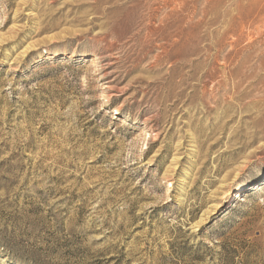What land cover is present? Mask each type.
<instances>
[{
  "label": "rangeland",
  "instance_id": "obj_1",
  "mask_svg": "<svg viewBox=\"0 0 264 264\" xmlns=\"http://www.w3.org/2000/svg\"><path fill=\"white\" fill-rule=\"evenodd\" d=\"M262 1L0 0V264H264Z\"/></svg>",
  "mask_w": 264,
  "mask_h": 264
},
{
  "label": "bare ground",
  "instance_id": "obj_2",
  "mask_svg": "<svg viewBox=\"0 0 264 264\" xmlns=\"http://www.w3.org/2000/svg\"><path fill=\"white\" fill-rule=\"evenodd\" d=\"M255 1V0H254ZM261 1V0H260ZM251 2V1H250ZM262 2H264V0L262 1ZM252 3V2H251ZM133 4V3H132ZM152 4V3H151ZM249 4V3H248ZM260 4V3H259ZM257 5V4H256ZM255 5V6H256ZM262 5V4H261ZM261 5H259V6H261ZM239 7H241V6H239ZM247 7H249V5L247 6ZM247 9V8H246ZM259 9V8H258ZM258 9H257V11H258ZM262 9V8H261ZM248 11V10H247ZM243 12V11H242ZM249 14V13H248ZM243 15V14H242ZM248 16V15H247ZM252 16V15H251ZM138 17V16H137ZM253 17H254V14H253ZM248 18V17H247ZM250 18V17H249ZM133 20V19H132ZM241 20H242V18H241ZM245 20V19H244ZM249 20H251V19H249ZM248 21V20H247ZM253 21H254V19H253ZM239 22V21H238ZM257 22V21H256ZM252 23V22H251ZM247 24H249V23H247ZM128 25V24H127ZM240 25V24H239ZM245 25V24H244ZM247 26V25H246ZM242 27V26H241ZM248 28V27H247ZM237 30V29H236Z\"/></svg>",
  "mask_w": 264,
  "mask_h": 264
}]
</instances>
